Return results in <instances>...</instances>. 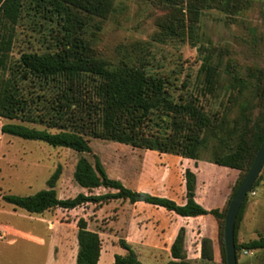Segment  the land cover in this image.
I'll return each mask as SVG.
<instances>
[{"label": "trees", "instance_id": "16d2710c", "mask_svg": "<svg viewBox=\"0 0 264 264\" xmlns=\"http://www.w3.org/2000/svg\"><path fill=\"white\" fill-rule=\"evenodd\" d=\"M116 1L0 0V119L18 122L3 124L1 134L88 153L94 160L92 163L80 158L73 173L75 182L87 190L88 195L80 193L74 198L61 199L56 189L62 174L59 166L47 180L48 189L31 196L4 195L2 200L32 215L57 209L71 211L89 204L101 206L118 200L146 203L184 219L212 215L219 223V247L222 262L226 264L223 240L226 212L264 139V73L258 71L256 84L251 85L228 67L231 94L226 111L235 105L240 107V113L232 120L225 114H207L199 99L189 93L180 94L176 99L168 87L170 80L149 72L147 62L137 59L111 63L99 57L86 39L89 28L101 29L96 20H106L113 13ZM138 1L150 2L164 11L156 21L161 39L182 42L195 39L204 10L236 16L250 6L249 0ZM25 24L30 33L24 35L26 48L15 57L17 28ZM32 33L39 47L32 44ZM200 73L205 75L203 95H214L221 88L220 67L206 59ZM182 87L186 88V84ZM248 91L250 94L246 95ZM258 106L263 112L253 118L252 110ZM154 117L159 118L157 124L166 125L171 133L147 135L144 126ZM90 139L191 161L199 160L200 149L207 146L209 139H218L220 144L214 148L212 163L237 171L240 176L224 207L207 210L195 199L196 175L187 169L186 202L178 205L167 198L131 190L119 180L110 178L99 157L93 153ZM261 181L260 175L251 192ZM100 188L110 192L91 194ZM248 196L235 225L236 252L264 250L263 236L237 243V229ZM76 225V264H98L102 250L99 234L89 229L84 217L79 218ZM119 245L127 254L115 255L113 264H143L131 245L124 240H120ZM199 245L200 258L213 261L214 241L202 237ZM170 254L172 260L167 264H191L185 250L184 228L175 237Z\"/></svg>", "mask_w": 264, "mask_h": 264}, {"label": "rangeland", "instance_id": "374dc122", "mask_svg": "<svg viewBox=\"0 0 264 264\" xmlns=\"http://www.w3.org/2000/svg\"><path fill=\"white\" fill-rule=\"evenodd\" d=\"M249 2L248 9L236 16H228L217 10H204L196 27L195 39L182 42L163 40L158 36L156 21L164 15L162 9L150 2L117 0L113 13L106 20H96L101 29L91 27L85 37L99 57L111 63L143 60L148 63L149 72L170 80L168 87L176 99L180 94L189 93L199 99L207 114H225L232 120L240 113V107L235 105L226 111L231 94L228 89V67L251 85L256 84L255 74L258 71L264 73V0ZM26 33L30 34L26 24L17 28L18 40L13 49L15 57L26 48ZM33 35L30 37L32 44L39 47L40 43ZM206 59L220 67L221 88L214 95L205 96V75L200 73V68ZM183 84H186V88L182 87ZM249 94L250 91L246 93ZM262 112L259 106L253 108V118ZM158 120L154 117L153 121L144 126L147 135L171 133L166 125L161 126V122L157 124ZM5 123L18 122L0 119V128ZM230 141L234 143L233 139ZM219 144L218 139H209L207 146L200 149L199 160L195 162L121 143L90 139L93 153L99 157L110 178L119 180L131 190L145 185L153 193L168 196L175 193L177 200L186 194L185 171L197 164H200L201 169V172L198 171L200 198H203L206 182H209L217 201H221L224 195L230 198L240 173L212 163L214 148ZM80 158H87L94 163L92 155L88 153L55 148L43 142L26 141L0 132V224L39 235L41 228L31 223L36 217H29L24 210L5 203L2 196H31L48 189L47 180L59 166L62 168L56 186L59 197L69 199L80 193L88 195L89 192L77 185L73 178L75 165ZM260 175L262 181L254 190V195L249 193L237 229L238 244L264 237V167ZM108 192L100 188L91 194ZM210 205L203 206L209 209ZM50 212L54 214L56 211ZM55 215L62 222L75 223L78 218H86L91 230L100 229L105 233L102 237L104 250L112 244L119 245V240L112 237L119 229L115 223L122 224L121 230L125 231L128 229L126 225L135 222L136 231L129 243L143 264H167L172 259L170 247L174 241L168 231L176 229L179 232L180 228H184L185 250L191 264H223L218 241L219 223L212 215L184 219L163 208H133L128 201L121 200L101 206L89 204L71 213L59 210ZM159 222L166 227H159ZM161 229H165V232L162 233ZM202 237H209L215 243L214 260L211 262L200 258L199 242ZM7 241H0V264H45L49 259L46 245L37 241L22 236H18L14 246L8 245ZM68 244L75 249L74 237ZM111 254L125 255L126 251L116 246ZM236 254L237 264H264V250H241Z\"/></svg>", "mask_w": 264, "mask_h": 264}, {"label": "crops", "instance_id": "0c3cea01", "mask_svg": "<svg viewBox=\"0 0 264 264\" xmlns=\"http://www.w3.org/2000/svg\"><path fill=\"white\" fill-rule=\"evenodd\" d=\"M178 158H180V157H178ZM189 169L192 172H194L196 175L197 183H196V197H195V199H196L197 203H199L201 206H203L204 204L210 203L211 207L209 209H207L203 206L207 210H212V209H216V208H219V209L223 208L224 205L226 204L227 200H228L227 196L224 195L223 198L221 199V201H217V199L214 197V193L212 191L213 189L211 188L209 182H206L207 184L203 190V198H200L199 186H198L199 185L198 171L201 170L200 164H197L194 168H189ZM138 187L139 188H135L133 190L137 191V192L143 191V192H147L148 194L153 195V196L167 198V199L173 200L178 205H184L186 202L185 195H184V197L181 196V198L179 200H177V196L175 195V193H171V196L170 195L168 196V195H164L161 193H159V194L153 193L145 185L144 186L139 185ZM216 202L218 204H216ZM104 205H106V204H104ZM131 206L133 208H135L137 206L154 207V206L148 205L146 203H135V204H131ZM154 208H157L159 210L161 209L159 207H154ZM78 209H81V208H78ZM78 209L71 210V211L57 209V210H55L56 212L54 214H51V212H49V211L45 212L43 215L28 214L29 217L30 216L36 217L35 220H33L31 223H34L35 226H38L41 228L39 233H38L39 235H37V236H41L44 239H40L36 235H33V233H31L33 231L24 233V232H21L17 229L14 230L11 227L6 228L3 224H0V241L8 240L7 244L10 246H14L17 242L18 236H22V237H25L27 240L37 241V243H39V244L46 245L49 259H48V261L45 262V264H76V258H77V253H78V244H77L78 229H77L76 222L79 218L77 220H75V223L74 222H67V221L62 222V221L57 219V215H55V214L59 210L65 211L67 213H71L72 211H76ZM174 215L176 217H179L176 214H174ZM204 217H206V216L199 217V218H204ZM189 219H192V218H189ZM194 219H196V218H194ZM134 223L132 222L129 225H126L128 227V229H126L125 231L121 230V228L123 226L122 224H119V222L115 223L114 225H116L117 228H119V229L116 230V232L113 234L112 237H114L116 239V241L124 240L126 243H128L130 245L129 242H130L131 238L134 237V233L136 231ZM158 225H159V227H161V225L164 228L166 227L165 224H161V222H159ZM161 230H162V233L165 232V229H161ZM91 231H94V230H91ZM94 232H97L99 234L101 241H102V237H103V235H105V233H103L100 229H98L97 231H94ZM168 232H169V234H171L174 237V239L178 234V230H176V229L175 230L171 229ZM72 237H74V240H75V249L74 250L68 244L70 239L72 240ZM116 246H120V245L112 244L111 247L107 248L106 250H104L102 248L98 264H110L111 262H112L111 264H113L115 254L112 255L111 251L114 250V248ZM132 249H133V247H132ZM126 254H127V252H126ZM125 255H120V256H125ZM170 257H171V254H170Z\"/></svg>", "mask_w": 264, "mask_h": 264}, {"label": "water", "instance_id": "95a60500", "mask_svg": "<svg viewBox=\"0 0 264 264\" xmlns=\"http://www.w3.org/2000/svg\"><path fill=\"white\" fill-rule=\"evenodd\" d=\"M264 167V139L254 158V161L241 181L238 189L233 195L225 216L223 240L225 251V263L237 264L236 248H235V225L239 211L251 192L255 182L259 178Z\"/></svg>", "mask_w": 264, "mask_h": 264}, {"label": "built area", "instance_id": "2783aa9c", "mask_svg": "<svg viewBox=\"0 0 264 264\" xmlns=\"http://www.w3.org/2000/svg\"><path fill=\"white\" fill-rule=\"evenodd\" d=\"M255 193L254 192H251V195H254Z\"/></svg>", "mask_w": 264, "mask_h": 264}]
</instances>
